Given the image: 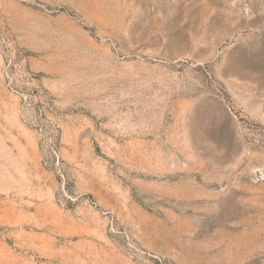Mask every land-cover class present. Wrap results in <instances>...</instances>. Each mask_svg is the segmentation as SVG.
Segmentation results:
<instances>
[{"label":"rangeland","instance_id":"374dc122","mask_svg":"<svg viewBox=\"0 0 264 264\" xmlns=\"http://www.w3.org/2000/svg\"><path fill=\"white\" fill-rule=\"evenodd\" d=\"M0 264H264V0H0Z\"/></svg>","mask_w":264,"mask_h":264}]
</instances>
